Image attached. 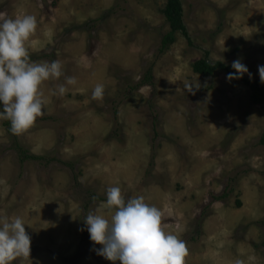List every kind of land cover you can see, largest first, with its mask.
Instances as JSON below:
<instances>
[{"label": "rangeland", "instance_id": "rangeland-1", "mask_svg": "<svg viewBox=\"0 0 264 264\" xmlns=\"http://www.w3.org/2000/svg\"><path fill=\"white\" fill-rule=\"evenodd\" d=\"M182 3L191 41L179 34L160 54L165 0H0L10 18H37L30 59L64 73L41 85L43 115L18 135L43 160L21 163L0 120V218L20 217L31 237L12 264H111L83 238L89 211L110 216L111 186L162 211L186 242L184 264H264V107L226 72L192 68L240 59L260 81L264 0ZM149 71L154 86L133 88ZM66 76L77 83L54 95Z\"/></svg>", "mask_w": 264, "mask_h": 264}, {"label": "clouds", "instance_id": "clouds-1", "mask_svg": "<svg viewBox=\"0 0 264 264\" xmlns=\"http://www.w3.org/2000/svg\"><path fill=\"white\" fill-rule=\"evenodd\" d=\"M38 27L34 15L25 14L15 18L0 11V120L10 122V132L19 135L30 128L43 115L45 100L41 85L50 79L64 75L59 60L32 61L26 46ZM233 72L228 81L242 79L249 73L247 66L236 59L231 64ZM260 82L264 84V65L258 66ZM75 77L66 76L64 83L56 86L54 95L63 96L66 85H75ZM192 91V84L185 86ZM103 84L92 90L93 100L102 99ZM95 200V197H93ZM106 217L89 211L83 224L89 233L96 255L111 264H184L187 254L186 242L163 223L162 211L146 202L144 196L128 199L119 186L106 190ZM31 237L20 217L0 218V264H12L18 257L29 256ZM234 264H244L236 259Z\"/></svg>", "mask_w": 264, "mask_h": 264}, {"label": "trees", "instance_id": "trees-1", "mask_svg": "<svg viewBox=\"0 0 264 264\" xmlns=\"http://www.w3.org/2000/svg\"><path fill=\"white\" fill-rule=\"evenodd\" d=\"M166 6L163 11V15L165 16L166 22L169 26V32L162 37L161 45L159 49L160 54L166 53L171 46L176 43L177 36L180 34L185 39L191 41L190 34L188 32L187 26L184 21V8L182 0H165ZM193 71L201 75L203 77L209 78L215 76L218 71H223L228 74L229 72H233L231 66H228L222 62L212 63L208 61V57H205L199 61H196L192 65ZM152 70V69H149ZM236 82H241L248 86L251 91V102L255 105H261L264 107V84L260 81H253L245 76L239 80H233ZM154 77L152 72L149 71L148 74L133 88H139L141 86H154ZM4 127L6 128L7 132L10 134L11 139L14 141L13 148L16 150L18 154L19 161L21 163H25L29 160H43L44 157H39L32 155L23 146L19 143L18 135H14L10 132V122L4 120L3 123ZM264 144V137L262 139ZM221 197H216V200H219ZM240 204V203H238ZM264 224V221H263ZM89 237V233L85 229L83 225V238L87 241Z\"/></svg>", "mask_w": 264, "mask_h": 264}]
</instances>
